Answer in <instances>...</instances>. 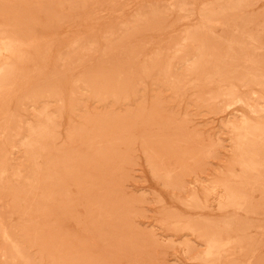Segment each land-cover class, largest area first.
I'll use <instances>...</instances> for the list:
<instances>
[{"label": "rangeland", "instance_id": "rangeland-1", "mask_svg": "<svg viewBox=\"0 0 264 264\" xmlns=\"http://www.w3.org/2000/svg\"><path fill=\"white\" fill-rule=\"evenodd\" d=\"M0 39V264H264V0H0Z\"/></svg>", "mask_w": 264, "mask_h": 264}, {"label": "bare ground", "instance_id": "bare-ground-1", "mask_svg": "<svg viewBox=\"0 0 264 264\" xmlns=\"http://www.w3.org/2000/svg\"><path fill=\"white\" fill-rule=\"evenodd\" d=\"M205 5V4H204ZM201 20V19H200ZM187 36V35H186ZM8 46H10V45H7V44H5V43H3L2 42V40L0 39V58H2V57H4V55H6V54H8L9 53V47ZM0 72H3V71H0ZM209 86V85H208ZM222 93V92H221ZM229 107V106H228ZM244 118V117H243ZM242 118V119H243ZM252 129V128H251ZM254 130V129H253ZM246 140V139H245ZM247 142V141H246ZM241 143V142H240ZM239 143V144H240ZM243 143V142H242ZM246 144V143H245ZM243 145V144H242ZM249 147V146H248ZM250 148V147H249ZM254 164V163H253ZM250 165H251V163H250ZM257 165V164H256ZM219 190V189H218ZM219 193V192H218ZM222 193V192H221ZM220 193V194H221ZM218 195V194H217ZM224 198V197H223ZM220 200V199H219ZM207 244V243H206ZM208 244H209V242H208ZM18 251V250H17ZM209 251V250H208ZM210 252H211V250H210ZM207 253V252H206Z\"/></svg>", "mask_w": 264, "mask_h": 264}]
</instances>
